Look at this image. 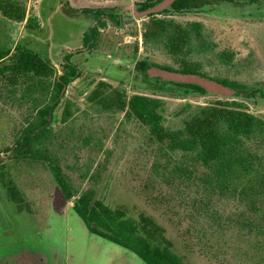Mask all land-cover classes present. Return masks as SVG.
<instances>
[{
	"label": "rangeland",
	"instance_id": "obj_1",
	"mask_svg": "<svg viewBox=\"0 0 264 264\" xmlns=\"http://www.w3.org/2000/svg\"><path fill=\"white\" fill-rule=\"evenodd\" d=\"M135 1L18 0L25 6L22 21L0 11V48L14 51L21 45L55 65L46 78L0 74V264H145L132 251L88 231L47 162L13 153L52 102L64 55L73 51L70 61L80 75L66 87L31 151L61 167L75 197L91 191L125 217L151 218L183 264H264V239L242 225L264 221L253 208L264 211V136L245 141L255 180L240 194L243 183L223 180L214 163L172 150L134 116L88 100L105 82L127 99L136 94L163 99L171 125L180 122L189 105L226 99L243 101L249 112L264 117L262 98H226L136 78L140 59L176 69L181 65L178 57L143 45L150 17L134 9ZM208 1L207 8L157 16L187 27L200 23L185 56L200 71L249 90L264 89V0ZM81 8L89 10L75 11ZM108 12L119 16V25L111 23ZM99 20L106 26L86 51L83 37Z\"/></svg>",
	"mask_w": 264,
	"mask_h": 264
},
{
	"label": "trees",
	"instance_id": "obj_2",
	"mask_svg": "<svg viewBox=\"0 0 264 264\" xmlns=\"http://www.w3.org/2000/svg\"><path fill=\"white\" fill-rule=\"evenodd\" d=\"M162 0H143L135 3L138 11L154 7ZM254 1V0H250ZM208 0H174L170 8L158 13H151L149 22L145 25L143 45L164 50L169 56L179 58L180 68L161 66L148 59L136 61L134 70L136 78L143 74V82L150 84L175 85L188 91L201 94L207 92L196 84L162 81L159 78L150 79L146 70L157 66L183 73H194L216 80L223 85L239 89L247 94L245 99H264V89H246L243 85L222 79L200 71L199 67L189 63L185 56L192 48L195 33L200 32V23L182 26L172 20L158 18L161 13H184L197 8H207ZM1 13L12 20L22 21L25 18V6L18 0H0ZM85 11V10H83ZM99 15L101 11H96ZM109 20L120 24L116 14L107 13ZM29 25V23H28ZM104 26L103 22H100ZM30 26V25H29ZM97 28L84 35L85 45H93L96 40ZM72 53L64 55L63 71L58 74L54 83L52 102L39 112L38 125L27 129L17 141L15 156L32 155L47 162L63 196L73 200V210L82 219L90 233L96 234L110 242L122 246L136 254L145 264H183L180 258L171 250L170 242L164 237L162 228L151 218L142 216L140 221L125 217L118 209H112L102 200L93 197L91 191H84L78 197L73 194L72 187L61 167L52 159L40 152H32L30 145L39 139L46 131L49 116L53 114L64 94L68 84L79 77L80 72L70 58ZM55 66L50 60H45L30 48L18 45L14 51L0 48V74H11V78L21 74H32L35 77H49L54 74ZM90 102H95L104 109H118L127 115L134 116L148 126L150 133L158 142L166 144L172 150H180L197 154L203 162L214 163L218 176L225 181L237 180L243 186L239 190L247 193L251 181L253 166L245 153V141L264 136V117L256 116L248 111L243 101L236 99L217 100L208 104L189 105L180 122L171 125L166 119V102L158 97L133 95L126 98L117 89L109 88L105 82H100L88 95ZM53 117V116H52ZM40 129L38 132H34ZM34 134H31L33 133ZM245 179V182H243ZM259 217L264 219V211L253 206ZM247 232L255 233L264 239V221L246 220L242 222ZM257 246L262 243L256 242Z\"/></svg>",
	"mask_w": 264,
	"mask_h": 264
},
{
	"label": "water",
	"instance_id": "obj_3",
	"mask_svg": "<svg viewBox=\"0 0 264 264\" xmlns=\"http://www.w3.org/2000/svg\"><path fill=\"white\" fill-rule=\"evenodd\" d=\"M174 0H163L154 7L142 12L143 15L151 13H158L163 9L170 8ZM147 75L150 78H159L162 81L178 82L185 84H196L202 87L207 93L218 95L226 98H246L247 94L239 89H234L222 83L209 79L194 73H183L175 70L163 69L160 67L152 66L147 69Z\"/></svg>",
	"mask_w": 264,
	"mask_h": 264
},
{
	"label": "flooded vegetation",
	"instance_id": "obj_4",
	"mask_svg": "<svg viewBox=\"0 0 264 264\" xmlns=\"http://www.w3.org/2000/svg\"><path fill=\"white\" fill-rule=\"evenodd\" d=\"M140 1H143V0H138V1H135L134 2V9L137 11V12H140V13H142V12H144V11H146V10H144V11H138V9H137V6H136V4L135 3H137V2H140ZM163 1V0H162ZM161 1V2H162ZM229 1H241V0H229ZM250 1V0H249ZM159 4V3H158ZM208 5H210V3L208 4ZM202 8V7H201ZM150 9V8H149ZM167 9V8H166ZM83 10H85V11H83ZM88 10L89 9H84V8H81V9H77V10H75V11H79V12H83V13H85V12H88ZM148 10V9H147ZM164 10V9H163ZM162 10V11H163ZM149 15V14H148ZM147 15V16H148ZM118 16V15H117ZM106 17L109 19V17L107 16V14H106ZM118 18H119V16H118ZM111 21V20H110ZM100 22H102V21H100L99 20V22L97 23V25L95 26V27H98V26H101L100 25ZM111 23H113L115 26L116 25H119V24H115L113 21H111ZM106 26V24L104 23V26H101L102 28H97V33H96V40H97V38H98V35H99V30L100 29H103L104 27ZM96 40H94V42L96 41ZM83 41H84V38H83ZM94 42H93V45L92 46H89L90 44H87V45H85V43H84V46L82 47L84 50H86L87 51V49H89V48H93L94 46H95V44H94ZM79 51H81V50H76V52H79ZM74 52V51H73ZM73 52H72V54H73ZM75 65V64H74ZM55 66V65H54ZM134 67H135V65H134ZM157 67V66H156ZM161 68V67H160ZM79 69V68H78ZM164 69V68H163ZM147 71V70H146ZM80 72V71H79ZM59 74H61V73H59ZM149 77V76H148ZM137 78H140V79H143L144 78V76H143V74H138V77ZM150 78V77H149ZM150 79H155V78H150ZM49 121H50V119H49ZM37 131V130H36ZM35 132V131H34ZM34 132L33 133H31V134H34ZM18 146L16 145V147H14V149H13V153H14V155H15V149L17 148ZM16 157V156H15ZM54 177V176H53ZM57 183V182H56ZM66 199V198H65ZM67 200V199H66ZM68 201H72V207H73V204H74V202H73V200H68ZM73 209V208H72ZM75 212V211H74ZM82 220V219H81ZM84 223V222H83ZM89 231V230H88Z\"/></svg>",
	"mask_w": 264,
	"mask_h": 264
}]
</instances>
